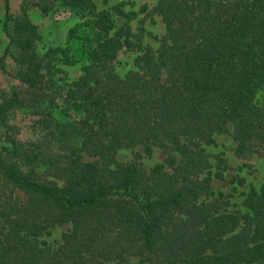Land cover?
<instances>
[{
    "label": "trees",
    "instance_id": "1",
    "mask_svg": "<svg viewBox=\"0 0 264 264\" xmlns=\"http://www.w3.org/2000/svg\"><path fill=\"white\" fill-rule=\"evenodd\" d=\"M8 1L1 60L11 56L19 85L1 97L0 123L26 114L34 135L6 131L0 147V264H96L118 251L140 264H264V183L246 194L242 216L208 201L201 147L218 134L232 135L238 154L264 147V0H159L162 45L124 76L112 13L64 0L95 17L88 65L64 89L45 80L38 28L14 20ZM137 146L170 154L171 171L115 160ZM57 224L72 225L63 244L42 248V231Z\"/></svg>",
    "mask_w": 264,
    "mask_h": 264
},
{
    "label": "rangeland",
    "instance_id": "2",
    "mask_svg": "<svg viewBox=\"0 0 264 264\" xmlns=\"http://www.w3.org/2000/svg\"><path fill=\"white\" fill-rule=\"evenodd\" d=\"M158 1L94 0L95 11L111 12L118 29L122 28V39L125 42L116 61L117 73L120 76L134 69L137 59L148 48L155 51L162 45L165 26L157 12ZM4 2L3 22L6 0ZM8 5L14 20L27 18L38 28L35 50L43 59L45 80L52 77L53 84L55 87L58 86V89H64L68 84L78 80L88 65V53L95 46L91 26L90 29L87 27L88 22L92 23L95 20L94 9L83 12L84 16H79L65 6L64 0H9ZM44 10H47V13ZM3 37L10 43L4 27ZM47 70H50L48 76ZM17 75L18 67L11 56L0 61V101L1 97L11 94L19 85ZM63 94L64 90H61L56 95L57 103L61 106ZM5 125L6 128L0 123V147L4 145L6 131L11 133L14 130L15 135H11L23 141L34 135L31 131V118L26 114L20 112L9 114ZM214 140L213 144L201 145L204 153L210 156L211 165L208 171L213 173L208 182L211 195L209 194L207 200L218 198L225 201L230 205L229 210L242 216L246 211L243 205L246 194L253 188L259 189L264 183V147L258 148L254 153L238 154L237 144L232 135L218 134ZM171 159V155L163 149L154 148L150 154L143 146L121 149L115 157L119 163L136 164L147 174L162 170L171 171ZM1 192L7 193L8 196L10 194L6 190ZM71 228V224H57L47 231H42L41 247L51 251L58 249ZM122 245L123 242L120 241L118 247ZM118 252L114 255L115 260L96 264H140L137 256L124 252L119 257Z\"/></svg>",
    "mask_w": 264,
    "mask_h": 264
},
{
    "label": "crops",
    "instance_id": "3",
    "mask_svg": "<svg viewBox=\"0 0 264 264\" xmlns=\"http://www.w3.org/2000/svg\"><path fill=\"white\" fill-rule=\"evenodd\" d=\"M3 9H5V2L4 0H0V60L1 57L4 56L5 49H7L9 42L5 37H3ZM5 12V10H4Z\"/></svg>",
    "mask_w": 264,
    "mask_h": 264
}]
</instances>
